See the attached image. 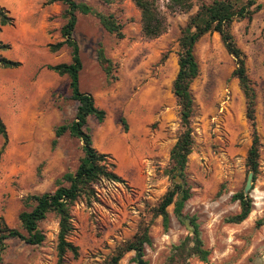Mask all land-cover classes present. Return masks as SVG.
Instances as JSON below:
<instances>
[{
	"label": "rangeland",
	"instance_id": "1",
	"mask_svg": "<svg viewBox=\"0 0 264 264\" xmlns=\"http://www.w3.org/2000/svg\"><path fill=\"white\" fill-rule=\"evenodd\" d=\"M25 1L0 0V9L14 19L13 26L0 27V42L9 45L0 57L24 63L23 68H0V116L8 134L3 149L0 137V217L18 230V215L30 210L24 199L53 192L64 174L76 171L83 156L82 143L68 133L52 146L55 129L73 121L78 105L71 99L68 79L46 68L70 61L68 48L56 53L48 49L62 40L64 6ZM73 1L113 15L122 25L123 38L117 39L95 16L78 14L73 37L82 62L79 89L105 112L101 123L89 117L85 129L95 150L109 155L113 173L124 183L104 180L96 189V200L72 209L74 231L69 240L79 248V256L74 259L68 254L65 264H102L146 223H150V243L143 256L136 258L130 252L119 264H164L172 248L192 235L187 221L183 224L175 216L173 205L167 209V228L160 217L151 220L150 210L170 188L164 171L181 132L171 85L177 73L178 39L198 3L194 0L188 14L169 16L162 36L145 40L132 0H114L109 5L102 0ZM167 1L158 0L161 6ZM256 3L263 7L252 20L234 22L231 29L254 85L260 138L258 172L248 192L252 211L240 224L226 220L239 212L231 197L244 190L249 174L245 161L252 130L245 118V100L231 76L234 59L218 34L204 35L194 47L199 66L190 86L194 143L185 169L191 197L182 216L195 217L210 255L206 263L192 258L188 264H264V226H256L264 217V0ZM99 47L115 65V80H108L97 62ZM38 228L45 236L41 245L7 240L0 264H56L57 217L48 214Z\"/></svg>",
	"mask_w": 264,
	"mask_h": 264
},
{
	"label": "trees",
	"instance_id": "2",
	"mask_svg": "<svg viewBox=\"0 0 264 264\" xmlns=\"http://www.w3.org/2000/svg\"><path fill=\"white\" fill-rule=\"evenodd\" d=\"M114 0H102L104 4H111ZM197 10L188 16L185 27L181 30L178 39L177 73L172 81L171 93L179 107V124L181 132L169 152V164L164 175L170 181V188L151 208L152 219L160 217L162 225L167 228L169 223L168 207L174 206L173 212L177 219L184 224L187 221L191 236L186 237L171 250L170 256L164 264H188L192 258L202 263L208 261L209 251L204 248L199 237L198 226L195 217L182 216L185 203L190 199V187L187 184L185 169L188 156L193 147V130L191 118L194 113V100L191 95V83L199 75V66L194 56L196 43L206 34H218L226 52L233 57L235 68L231 76L238 82V87L245 100V118L251 127V145L247 151L245 167L247 173L253 174V179L258 172V159L260 138L256 130L255 106L256 93L251 83L246 68V56L236 44L232 34L234 22L246 20L250 22L255 13L260 11L262 4L256 0H196ZM60 3L64 6L61 17L64 24L60 27L61 41L51 44L48 49L56 53L63 47L70 51V61L54 66H47V70L60 77L68 79V87L71 99L78 105L73 121L58 126L54 131L52 146L57 139L66 133L82 143L83 156L74 173H66L57 182L56 189L51 193L30 195L24 199V204L30 210L22 211L18 215L21 230L10 228L0 217V252L5 249V242L16 239L26 245L39 246L44 240V234L39 230L38 224L48 214H54L58 219V233L56 244V264H65L66 256L70 254L74 259L79 256V248L74 245L69 237L74 231L72 209L78 203L90 205L96 200V189L102 181L124 183L112 168L107 154L98 153L93 147L91 135L86 131L87 119L95 118L99 123L103 122L105 112L98 109L92 96L79 89V75L82 70L80 50L73 37L77 22V15H93L98 19L102 28L117 39L123 38L122 25L113 15L97 13L85 3H77L73 0H46V5ZM133 5L140 14V33L145 40H154L162 36L168 29V17L176 13L188 14L195 6L194 0H168L161 6L158 0H132ZM14 19L8 17L3 9H0V27L13 26ZM9 45L0 42V51H6ZM96 58L101 70L108 80H115L113 72L115 65L109 59L104 50L99 47ZM21 66L20 62L11 61L0 57V68L15 69ZM0 137L3 140L1 149L8 141L7 126L0 117ZM233 202L239 205V212L229 217L226 221L232 224H240L245 221L252 211V200L245 196L243 191L231 197ZM32 204V206L30 205ZM150 223L140 226L137 233L128 241L117 245L112 253L102 264H119L127 253L133 252L136 258L142 257L145 245H149ZM256 226H264V217L257 221Z\"/></svg>",
	"mask_w": 264,
	"mask_h": 264
},
{
	"label": "water",
	"instance_id": "3",
	"mask_svg": "<svg viewBox=\"0 0 264 264\" xmlns=\"http://www.w3.org/2000/svg\"><path fill=\"white\" fill-rule=\"evenodd\" d=\"M252 179H253V174L249 173L248 176H247L245 188L243 190V193H244L245 196H248V192L251 190ZM138 264H141V263H138Z\"/></svg>",
	"mask_w": 264,
	"mask_h": 264
},
{
	"label": "crops",
	"instance_id": "4",
	"mask_svg": "<svg viewBox=\"0 0 264 264\" xmlns=\"http://www.w3.org/2000/svg\"><path fill=\"white\" fill-rule=\"evenodd\" d=\"M26 1H27V0H26ZM26 1H25V2H26ZM23 65H24V63L21 62V66H22V68H23ZM21 66H20V67H21ZM0 117H1V116H0ZM1 119H2V118H1ZM4 124H5V123H4Z\"/></svg>",
	"mask_w": 264,
	"mask_h": 264
},
{
	"label": "bare ground",
	"instance_id": "5",
	"mask_svg": "<svg viewBox=\"0 0 264 264\" xmlns=\"http://www.w3.org/2000/svg\"><path fill=\"white\" fill-rule=\"evenodd\" d=\"M28 1V0H27Z\"/></svg>",
	"mask_w": 264,
	"mask_h": 264
}]
</instances>
